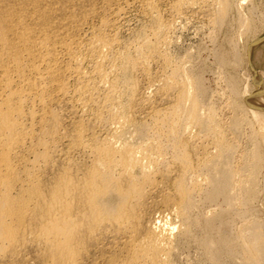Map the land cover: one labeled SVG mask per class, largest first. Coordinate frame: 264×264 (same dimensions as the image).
<instances>
[{
  "label": "bare ground",
  "instance_id": "1",
  "mask_svg": "<svg viewBox=\"0 0 264 264\" xmlns=\"http://www.w3.org/2000/svg\"><path fill=\"white\" fill-rule=\"evenodd\" d=\"M243 2L0 0V264H175L193 246L264 264V35L226 110L169 51L182 20L221 27ZM229 43L221 67L240 63Z\"/></svg>",
  "mask_w": 264,
  "mask_h": 264
},
{
  "label": "rangeland",
  "instance_id": "2",
  "mask_svg": "<svg viewBox=\"0 0 264 264\" xmlns=\"http://www.w3.org/2000/svg\"><path fill=\"white\" fill-rule=\"evenodd\" d=\"M235 2L238 3V0H235ZM239 7L237 8L235 6V8L231 10V12L227 15L228 16L226 18L227 21L225 20L224 25L221 27H219L216 23L215 24H212V22L209 23L200 14L196 15L195 18L194 17L191 18V20L190 18L182 20L183 22L179 23L178 29L176 28L177 30H175V33L173 34V41L171 43V45L173 46L171 45L169 46V51L172 52L174 55L178 54L179 57L180 56L185 57L186 55H188L189 64H191L197 71L199 69H202L201 74H203L202 76H204L203 78L205 80L206 85L207 86L209 85L211 89L213 88L212 89L213 91L215 90L217 92L218 90L220 91L221 95L222 93L223 95H225L224 98L223 99L220 98L219 99L220 102H218L221 107L225 108L224 110H226V107L224 105L226 98H228L229 95L228 86H227L228 83H226V81L228 82L227 79L230 80V77L232 75L233 76L236 75L234 77H236L237 88L238 89L240 88L239 89L240 96H238L240 99L242 98V94L244 96V93L242 92L245 91L244 90L245 86L247 87L246 88L247 90L250 89L249 82L247 79L251 71L249 69L247 60H245V55H244L245 46L247 45L248 42L251 41L253 37H255V35L256 36L264 35V0H245V2H243L242 5ZM252 7L256 8V14L254 12H251ZM242 11L244 13V14L242 13L244 17L248 18V20L250 18V22H252L251 25L253 24L256 27L258 26L257 28L255 27L256 30L253 29L254 27L252 25L250 26V30L248 32H242L241 28L239 27L240 22L238 21L239 22L238 23L236 21L237 19L236 13L238 12L241 13ZM259 13L260 15H257ZM236 31L240 36L237 34ZM229 39L231 41L235 40V43L237 42L236 47L238 48V51H240L241 59L239 65L234 66L231 64L228 65L227 63V65L224 64V67L222 66L223 67L222 68L221 65L219 66L218 62L216 63V61L218 60L216 54H221L220 52H222L224 55L230 58L231 43L229 42L231 41ZM213 50L215 51L216 54H214ZM251 63L255 68L256 72L258 73V75H261V73L264 72V42L252 51ZM220 70L222 72H224L225 70V73H223L224 74L223 77L221 76L223 74L220 75V73H222ZM244 126H245L244 124L241 125L242 128H245ZM242 140H243L242 142L245 143L246 138L243 137ZM260 174L261 175L259 177H260L261 192L258 196L259 198L255 199L253 203H251L252 204L251 206L253 207V210L257 212L255 213L256 216L264 221V200H263L264 199L263 198L264 169L261 171ZM186 249L183 250L182 253H180L182 257L181 256L176 257L175 264L177 261H178L177 264H209V262L204 257H201L202 255L201 252H199V250L197 251L195 246H193L192 248L190 247L187 250ZM205 260L207 262H204Z\"/></svg>",
  "mask_w": 264,
  "mask_h": 264
}]
</instances>
